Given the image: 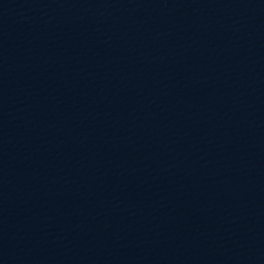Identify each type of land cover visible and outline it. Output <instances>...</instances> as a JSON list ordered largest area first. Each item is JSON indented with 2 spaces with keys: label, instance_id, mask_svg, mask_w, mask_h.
<instances>
[{
  "label": "water",
  "instance_id": "water-1",
  "mask_svg": "<svg viewBox=\"0 0 264 264\" xmlns=\"http://www.w3.org/2000/svg\"><path fill=\"white\" fill-rule=\"evenodd\" d=\"M0 264H264V0H0Z\"/></svg>",
  "mask_w": 264,
  "mask_h": 264
}]
</instances>
